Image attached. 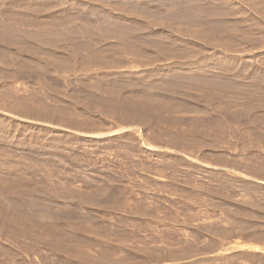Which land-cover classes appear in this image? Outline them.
I'll use <instances>...</instances> for the list:
<instances>
[{
  "label": "rangeland",
  "instance_id": "rangeland-1",
  "mask_svg": "<svg viewBox=\"0 0 264 264\" xmlns=\"http://www.w3.org/2000/svg\"><path fill=\"white\" fill-rule=\"evenodd\" d=\"M0 264H264V0H0Z\"/></svg>",
  "mask_w": 264,
  "mask_h": 264
},
{
  "label": "bare ground",
  "instance_id": "bare-ground-1",
  "mask_svg": "<svg viewBox=\"0 0 264 264\" xmlns=\"http://www.w3.org/2000/svg\"><path fill=\"white\" fill-rule=\"evenodd\" d=\"M167 1V0H166ZM179 1V0H178ZM161 3V2H160ZM166 3V2H165ZM177 3V2H176ZM180 3V2H179ZM199 3V2H198ZM162 4H164V3H162ZM187 4V3H186ZM192 4V3H191ZM194 4V3H193ZM193 4H192V10H194V11H197V10H195V7H193ZM161 5V4H160ZM165 6V5H164ZM195 6H197V5H195ZM163 7V6H162ZM179 8H178V10H177V13H175V15H178V16H186V14H187V12H188V5H185V3H181V4H179V6H178ZM197 9V8H196ZM200 9H201V7H200ZM191 9L189 10V11H192ZM210 10V9H209ZM174 11V10H173ZM202 11V10H201ZM129 13V12H128ZM166 13V12H165ZM188 13H190V12H188ZM202 13V12H201ZM194 14H196V13H194ZM211 14V13H210ZM132 15V14H131ZM146 15V14H145ZM160 15V14H159ZM175 15H173V16H175ZM203 15V14H202ZM208 15V14H207ZM212 15V14H211ZM147 16V15H146ZM172 16V17H173ZM205 16V15H204ZM134 17V16H133ZM165 17V16H164ZM181 17V18H182ZM193 17V16H192ZM208 17V16H207ZM148 18V17H147ZM168 18V17H167ZM176 18H177V16H176ZM194 18V17H193ZM196 18V17H195ZM113 19H115V18H113ZM168 19H171L170 17L168 18ZM174 19V18H173ZM192 19V18H191ZM199 19V18H198ZM202 19H204V18H202ZM206 19H209V18H206ZM112 20V19H111ZM188 20V19H187ZM189 20H190V18H189ZM214 20V19H213ZM110 21V20H109ZM136 21V20H135ZM149 21V20H148ZM191 21V20H190ZM207 21V20H206ZM111 22V21H110ZM122 22V21H121ZM129 22V21H128ZM155 22V21H154ZM192 22V21H191ZM114 23V22H113ZM125 23V22H124ZM153 23V22H152ZM188 23V22H187ZM110 24H112V23H110ZM109 24V26L108 27H110V26H112V25H110ZM135 24V23H134ZM209 24V23H208ZM207 24V25H208ZM125 26H127V25H125ZM158 26V25H157ZM133 27H135V26H133ZM137 27V26H136ZM141 27V26H140ZM9 29V28H8ZM10 29H11V27H10ZM123 29V28H122ZM12 30V29H11ZM114 30V29H113ZM137 30V29H136ZM42 31V30H41ZM143 31V30H142ZM7 32H9V31H7ZM107 32V31H106ZM125 32V31H124ZM31 33V32H30ZM33 33V32H32ZM31 33V34H32ZM114 33V32H113ZM4 33H2V35H3ZM12 35V34H11ZM39 35V34H38ZM132 35V34H131ZM8 37V36H7ZM12 37H14V36H12ZM43 37V36H42ZM38 38H40V37H38ZM37 38V39H38Z\"/></svg>",
  "mask_w": 264,
  "mask_h": 264
}]
</instances>
